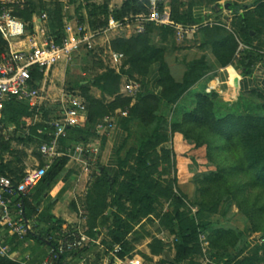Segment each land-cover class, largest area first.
I'll return each instance as SVG.
<instances>
[{
    "label": "trees",
    "instance_id": "trees-1",
    "mask_svg": "<svg viewBox=\"0 0 264 264\" xmlns=\"http://www.w3.org/2000/svg\"><path fill=\"white\" fill-rule=\"evenodd\" d=\"M61 2L25 0L22 8L14 7L13 13L27 23L28 30H31L32 17L45 13L46 34L59 42L63 36L64 20L68 17L62 10ZM148 3V0H124L110 12H107L106 4L96 6L86 2L85 6L92 16L90 25L96 28L106 25L108 15L124 22L123 18L127 16L146 12ZM223 7L234 13L232 32L224 40H215L212 52L220 65L229 64L238 46V38L247 47L239 60L242 73H246L251 62L264 58V0H227ZM81 8L82 4L76 5V13ZM171 15L172 20H176ZM153 30H159L163 37L174 34L169 25L157 26L153 22H145L142 32L128 38L112 39L111 49L123 55L120 70L106 69L89 78L87 83H74L76 92L70 89L82 98L84 116L78 118L76 125L66 128V135L58 141L62 154L51 161L37 184L25 196L15 194L12 197L13 202H20L22 218L30 223V228L22 239L15 236L4 239L11 250L21 247L24 242H32L28 252L33 259L39 255L36 251L56 247L63 237V228L73 229L61 218L53 216L49 206L43 215L38 214L37 209L44 199L49 200L55 194L70 175L68 149L72 150L74 145L93 135L101 118L127 109L122 124L137 118L150 126V133L127 151L119 161L116 173L110 174L98 168L97 174L92 175L80 206L86 211V234L94 238L96 228L105 226L106 237L100 243L108 249L119 244L121 251L117 255L120 257L129 254L135 243L149 236L151 239L147 246L150 254L162 256L159 264H180L184 261L187 264H202L204 251L200 235H203L206 253L211 259L208 264H264V115L242 113L235 103L222 100L216 87L209 91L190 88L210 70L202 57L190 61L182 80L175 81L164 62L165 49L151 42L150 32ZM5 47L0 34V54ZM152 63L158 64L159 92L152 94L139 90L131 104L133 98L118 93L122 75L139 81ZM31 74L34 80L42 77L35 70ZM89 85L100 90L101 98L89 93ZM105 95L113 96V99L105 101ZM160 100L170 106L168 124L165 115L157 114ZM186 103L187 110L181 114ZM35 113V109H29L26 102L15 99L6 101L1 110V124L13 125V128L0 129V174L10 178L14 186L24 174L23 159L26 154L24 150L13 148V142L24 146L35 145L37 148L33 154L38 166L44 164L38 147L51 138L48 135L51 129L44 122L50 116L42 110L41 120L33 122ZM55 117L58 118L59 114ZM23 129L27 130L26 134ZM37 129L41 132L38 133ZM175 133L182 135L191 154L190 160L195 168L201 169L192 178L195 192L191 202L178 186L181 180L177 177L174 160ZM98 137L100 146H103L105 134ZM166 143L170 146L165 147ZM203 167L207 170H202ZM232 205L246 222L243 230L207 221L212 214H227ZM70 206L77 209L74 201L70 202ZM154 219H157L156 224ZM146 223L152 224L155 231L164 229L171 234V246L166 248L160 239L152 236L146 229ZM258 233H261L263 241L250 246L249 236ZM129 235L132 237L129 238ZM92 247L90 250L83 247L64 251L54 263L63 264L68 255L73 261L80 256L87 259L89 251H96L92 264H100L106 251L98 250L96 245ZM165 250H172L173 263L163 256ZM18 255L23 257V253ZM142 257L151 259L146 254ZM0 264L22 263L0 255Z\"/></svg>",
    "mask_w": 264,
    "mask_h": 264
},
{
    "label": "crops",
    "instance_id": "crops-1",
    "mask_svg": "<svg viewBox=\"0 0 264 264\" xmlns=\"http://www.w3.org/2000/svg\"><path fill=\"white\" fill-rule=\"evenodd\" d=\"M123 1L124 0H75L74 2H71V0H62L61 5L63 12H65L68 16L66 20L79 22L85 25L88 29L95 30L101 27H91L90 20L92 19V16L89 14L88 8L85 6L86 2L93 3L96 6L106 4L107 12H110L114 8L121 5ZM167 1L170 8V14H173V17L176 18V20H172L171 15L170 19L172 23L174 25L182 26L183 28L187 29V32L184 33L181 38L177 36L174 26H170L174 30L173 35L167 34L166 37H163L159 30H153L150 32V38L152 44L160 47L162 46L165 49L164 62L166 63L174 80L180 82L186 70L187 64L194 59H199L202 57L210 66V70L201 80L196 82L190 88L194 89L195 91H209L216 87L217 89H219V94L222 100L235 103V106L240 109L242 113L264 115V58L251 62L248 67V72L242 73L243 69L242 67H239V60L242 56L243 50L247 47L240 51L239 56H236V48L231 58V62L227 65H220L212 52V45L214 44V41L224 40L228 37L229 33L232 32L231 23L234 13L223 7V3L227 0ZM247 1L249 0H244V2ZM78 4H82V8L78 13H76L75 8ZM78 15L80 19H78ZM35 16L36 19L33 22V31L40 32L42 28L46 32V28H44L45 22H41V20H39V15ZM101 16L102 15H100L99 17ZM137 24L138 23L136 20H131L128 23L120 24L114 30H109L100 34L97 38V45L95 46V49L93 51L82 52L80 55H75L74 57H71L69 62L73 64L76 71L82 74H87L90 79L98 74H101L106 69H113L115 72H118L120 70L122 60L118 65H114L111 63L108 56V50H112L110 47V41L116 37L128 38L135 33H140L137 31ZM38 35L41 34L38 33ZM236 40L238 41V44L241 43L238 38H236ZM67 67L68 66H66L65 69ZM67 70L68 69H66L65 71ZM58 73L56 69L53 70V68H51L45 75L41 74L42 77L38 83V87L40 89L39 94L43 90V84L47 80L46 78H48L49 74L56 77L59 75ZM128 80L129 79H127L125 75H122L118 93L120 92L122 84ZM138 80L140 84L139 90L142 93L157 94L159 92V85L157 82L158 64L152 63L149 66L146 75ZM73 81L74 79L72 77V82ZM87 81L88 79L79 82L87 83ZM71 86L74 89L72 90V92H76L77 87H75L74 84H71ZM89 93L95 98H101L102 96L100 90L93 85H89ZM77 95L78 94L73 93V98H77L83 103L82 98ZM103 97L105 101H111L113 99V96L105 95ZM133 102L134 98L132 99L131 104ZM61 107L62 104L59 107L60 110L56 115H60ZM169 107L170 106L164 100H160L157 107L158 116L165 115L167 124L170 115ZM173 107H175V105ZM182 107L183 109L180 111L181 114L186 112L188 104H183ZM38 110L39 109L36 106V113L33 117V122L41 120V112H39ZM126 111L127 109L123 110V112L125 113ZM123 115L121 114V111L118 110L113 112L109 116H104L103 118H101L102 120L107 117L109 122H111L112 124L110 128H107L105 131V141L103 146H100L98 137L99 135L95 132V129L93 131L94 134L88 136L86 141L79 142L80 144L98 142V151L96 153L83 154L79 157L76 156V154L72 155V151L68 149L71 156L74 157H70V163L68 165V169H70L71 173L66 181L59 187V189H57L55 194L49 200L44 199L42 201L41 205L37 209L38 214L43 215L44 213H46V207L49 206V212L56 218H61L62 220H64L67 224H69V226H71V228L82 229L86 227L85 217L81 213V211H83L86 214V211L80 206L83 196L85 195L88 187L84 188L83 193L78 192L80 186L82 185V180L86 178L89 186L92 180V175L94 173L97 174V170L99 169H105L110 174L116 173L118 171V163L122 158H124V156H126L127 151L131 148L136 147L142 140L146 138L147 134L150 133V126L144 125L137 118L129 119L125 123V125H123ZM82 116H84V114ZM54 119H56V117H50V119L46 121H51ZM8 128H13V125H9ZM23 130V133L26 134L27 130ZM38 130L41 131V129H37V132ZM173 143L175 158L178 161L185 156L184 154H186V156L191 155L187 146L184 144L183 137L180 133L174 134ZM164 146L169 147L170 144L166 143L164 144ZM59 148L60 147L58 145V150L61 151ZM24 152L26 154L25 158L32 157V160L35 163L38 162L37 159L30 154L31 151L26 147H24ZM6 157L8 156H5V158ZM84 162L86 163L87 171L83 170ZM183 168L177 167V172H184L185 170ZM183 183L184 182L181 181L179 182L180 189L181 191H183V193L186 194L187 198L190 199L191 195L194 193L190 195L188 191H185L181 187V184ZM71 201H74L76 203L77 209H74L70 206ZM165 206L166 203H164V207ZM13 209L14 208L12 207L11 210ZM221 209H223V207ZM235 209L232 205L229 207L227 214L223 215L221 214V212L215 215L212 214L208 217L207 221L232 225L234 219H236ZM237 218L241 222V227H236L243 230L245 228L246 222L243 217L240 218V216H238ZM153 223L156 224L157 219H154ZM149 226L150 223H146V229L151 232L152 236L160 239L165 244L166 248L171 246V234H169L164 229L155 231L154 227L148 228ZM106 232L107 229L105 226H98L95 230L94 238L101 241L106 237ZM0 236L4 237L5 239L10 235L7 234L6 229H2L0 232ZM128 237L131 238L132 235H129ZM150 239L151 237L146 236L140 242L135 243L134 248L130 251L129 255L140 258L145 264H159L162 256L150 254L149 248L147 246ZM248 239L250 241V237ZM32 244V242L29 244L28 242H24L21 247L13 250L18 261H25L27 264L28 262L29 264H39L47 258L48 250L46 249L43 251V247H41L40 250H42V252H39V250L36 251L37 253H39V255L31 259V253H29L28 250L30 249V245ZM93 245L97 246V244ZM92 248L93 247L91 245L87 249L90 250ZM95 252L96 251H89V255L85 261L86 264H92ZM20 253H23L22 258H20L18 255ZM165 253L168 254V257L173 259L172 250L170 252L165 250L163 253L164 257ZM142 254L148 255L151 259L145 260L142 257ZM100 264H105L104 258L102 259ZM180 264H187V262L184 261Z\"/></svg>",
    "mask_w": 264,
    "mask_h": 264
},
{
    "label": "built area",
    "instance_id": "built-area-1",
    "mask_svg": "<svg viewBox=\"0 0 264 264\" xmlns=\"http://www.w3.org/2000/svg\"><path fill=\"white\" fill-rule=\"evenodd\" d=\"M146 12L127 16L123 18L124 22L115 20L111 15L108 16L104 27L92 30L85 25L71 20H64L63 36L59 42H55L50 38L44 29L40 32L33 31V22L36 19L32 17L31 30L27 29V23L17 17L13 11L17 6L22 8L25 0H0V34L5 41V51L0 54V129H10L8 126L1 124V110L6 101L15 99L27 103L29 109H36L37 99L39 98V80H34L31 74L35 70L45 75L57 61L64 60L65 62L71 59L74 51L82 48L88 52L95 49L97 38L100 34L114 30L122 23H128L131 20L137 21V31L142 32L145 22H153L157 25L174 26L177 36L181 37L187 32V29L180 25H174L170 19V8L167 0H148ZM39 20L45 22L46 14L41 13ZM45 28V27H44ZM40 33L41 35H38ZM246 46L242 43L238 44L236 56H239ZM108 56L112 64L118 65L123 55L120 52L108 50ZM140 84L136 80H128L121 86L119 94L121 96L135 98L139 92ZM125 112L121 111L123 115ZM84 114V105L77 98L67 100L62 104L61 112L58 118L46 121L45 124L51 129L48 135L51 137L49 141L42 142L38 151L44 158V164L36 168H27L21 180L14 186L10 178L0 174V232L6 229L7 234L22 239L30 228L29 223L22 218V207L20 202H13L12 197L17 194L25 196L37 184L40 178L44 175L51 161L62 154L58 150V141L66 135L68 126L76 125L78 118ZM111 122L105 117L95 125V132L98 135L105 134L107 128H110ZM38 132H41L38 130ZM72 155L82 156L83 154L96 153L98 151V142H89L86 144H76L71 150ZM67 155L71 158L70 151ZM83 170L87 171L86 163L84 162ZM14 208L11 210V208ZM194 211L195 208L193 207ZM85 217V212L81 211ZM63 237L58 241L56 247L48 250L47 258L39 264H55L57 256L62 252L90 247L97 244L98 250L106 251L104 256L105 264H145L140 258L130 256L129 254L123 257L117 254L121 251L119 244H114L108 249L100 243L99 240L92 238L86 234V227L82 229L63 228ZM173 239V236H172ZM203 243L204 255L201 260L202 264H208L211 259L206 253V244L203 242L204 236L200 235ZM253 239V238H252ZM259 239L257 241L260 242ZM0 255L7 256L16 261L15 253L11 250L9 244L4 243V237L0 236ZM84 256L78 257L73 261L68 255L63 264H86ZM22 264H27L21 261Z\"/></svg>",
    "mask_w": 264,
    "mask_h": 264
},
{
    "label": "rangeland",
    "instance_id": "rangeland-1",
    "mask_svg": "<svg viewBox=\"0 0 264 264\" xmlns=\"http://www.w3.org/2000/svg\"><path fill=\"white\" fill-rule=\"evenodd\" d=\"M82 52H88V51H86L82 48H79L78 50L74 51L71 56L74 57L75 55L76 56L80 55ZM66 66H68L66 68V69H68L67 71H65ZM52 68H53V70L56 69L57 73L59 72L58 73L59 75L54 77L51 74H49L48 78H46L47 80L43 84V90L40 92L39 98L37 99V107L39 109V112H41L42 110H46V113L50 117H55L56 114L58 113V111L60 110L59 107L61 106V104H65V102L67 100H70L71 98H73V93L70 91V89L72 88L71 84H74V83L82 81V80H87L90 77H88L87 74H82V73L76 71L73 64L69 61H67V62H65L64 60L57 61L53 64ZM72 77L74 79L73 82H72ZM12 147L16 148V149H20V150H24V147H26L27 149H29L31 151L30 154L33 157H35L33 152H36L37 147L33 144L32 145L29 144L28 146L27 145L24 146L20 143L13 142ZM174 160H175L176 166L178 168L184 167L183 169L185 171L184 172H177V177L181 180V182H184L183 184H181V187L185 191H188L189 194L191 195L192 193L195 192L194 191L195 183L192 181V178L195 174H199L201 169L195 168L194 162L192 160H190L189 156H184L179 161L176 158H174ZM180 161H181V163H180ZM200 162H201V160H200ZM23 166H24V168H27V167L36 168L38 166V162L35 163L32 160V157L31 158H25V159H23ZM202 170H207V169L205 167H203ZM171 175L172 174H170V176ZM178 186L180 187L179 184H178ZM85 187H89L88 181L86 180V178H84L82 180V185L80 186V189L78 190V192L83 193ZM193 198H194V196L192 194L191 198L188 199V202H191L193 200ZM233 206L235 209L236 208L235 205H233ZM159 208H161V206ZM161 209H164V208H161ZM235 212H236L235 213L236 219H234L232 225L241 227V222L237 217L240 216V218H241L242 216L237 211V208L235 209ZM40 225L43 227L42 224H40ZM225 225H227V224H225ZM150 227H153L152 224H150V226L148 228H150ZM260 234L261 233L251 234L249 236L250 237V246H253L257 242H259V241H257L258 238L262 239ZM262 241H263V239L260 240V242H262Z\"/></svg>",
    "mask_w": 264,
    "mask_h": 264
},
{
    "label": "water",
    "instance_id": "water-1",
    "mask_svg": "<svg viewBox=\"0 0 264 264\" xmlns=\"http://www.w3.org/2000/svg\"><path fill=\"white\" fill-rule=\"evenodd\" d=\"M165 257L167 258L168 261L173 263V259H171L170 257H168V254L165 253Z\"/></svg>",
    "mask_w": 264,
    "mask_h": 264
}]
</instances>
